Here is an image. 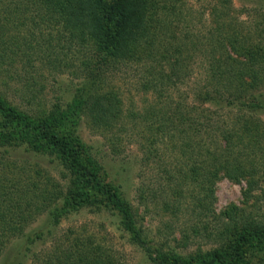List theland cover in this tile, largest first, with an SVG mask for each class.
<instances>
[{
	"label": "trees",
	"instance_id": "16d2710c",
	"mask_svg": "<svg viewBox=\"0 0 264 264\" xmlns=\"http://www.w3.org/2000/svg\"><path fill=\"white\" fill-rule=\"evenodd\" d=\"M227 3L221 0V4L211 5L209 27L196 30L189 24L192 10L183 9L178 0H0V74H9L17 63L25 70L29 67L28 72L23 71L31 79L41 75V67L57 74L71 73L79 80L71 98L77 118L84 117L88 125L105 130L118 119L122 103L112 87H104L110 71L128 63L141 66L143 90L164 99L142 118V162H162L160 151L174 150L180 161L173 165L176 176L171 190L181 195L188 186L202 188L205 196L191 200L200 216L203 202L212 197V187L221 175L245 179L246 199L257 181L256 163L264 161L262 105L254 98L264 87V28L255 33L241 31L239 21L235 23L230 9H225ZM191 55L203 68L195 98L216 107L209 114L191 115L195 111L189 104H174L167 97L180 69L187 70ZM226 106L233 112L222 120L219 111ZM0 112L23 121L28 130L37 133L43 148L36 152L55 154L67 171L63 187L38 168L25 172L24 178L21 174L17 179L0 178V255L14 238L23 237L28 245L44 240L62 215L85 206L117 210L121 226L155 264H240L245 242L264 240V220L231 206L221 213L216 232L219 242L214 247L190 257L156 251L146 245L136 227L130 204L116 189L99 185L95 167L83 163L85 145L79 136L73 129L62 133L61 126L68 122L65 113L53 110L27 115L8 103L1 92ZM201 133V144L192 140ZM107 140L116 149L117 138ZM7 144H11L9 140ZM204 154L208 161L201 166L204 161H198V155ZM186 157L192 163L183 170L180 165ZM166 171L171 172L163 167L162 172L168 175ZM48 205L47 221L26 232L36 214ZM87 241L74 239L54 264H116Z\"/></svg>",
	"mask_w": 264,
	"mask_h": 264
},
{
	"label": "rangeland",
	"instance_id": "374dc122",
	"mask_svg": "<svg viewBox=\"0 0 264 264\" xmlns=\"http://www.w3.org/2000/svg\"><path fill=\"white\" fill-rule=\"evenodd\" d=\"M228 1L225 9H230V17L235 23L239 21L241 31L250 29L249 33H255L264 28V0ZM178 3L183 9L185 7L192 10L189 22L191 28L204 30L211 23L210 6L221 4V0H178ZM262 42L264 43V37ZM193 56L187 58V70L180 69L179 79L168 89L171 97H167L174 104H189V109L195 111L191 115L201 111L209 114L216 107L208 102L201 104L195 98L203 68L199 59ZM76 57L74 55L72 58L74 64ZM33 65L38 66V63ZM21 66L23 67L17 63L9 74H0V92L6 101L27 115L53 110L65 113L64 119L68 122L61 126L62 133L67 134L68 131L71 132L69 129H73L79 136L85 145L81 154L83 163L91 168L95 167L99 185L106 189H116L130 204L136 227L141 230L146 245L150 244L163 254L190 257L198 250L205 251L217 245L219 240L216 232L221 225V213L231 206L241 208L245 214L251 212L250 215L264 220L263 160L256 163L254 176L257 181L246 199L243 195L247 188L245 179L232 180L221 175L212 187V197L208 196L203 202L205 209H202L200 216L193 210L195 205L191 200L205 196L202 188L200 190L197 185L188 186L181 195L171 190V181L176 176V172H172L173 165L180 161L174 156V150L168 147L164 152L160 151L164 154L162 162L143 164L142 118L152 106L159 107L164 99L158 100L156 95L143 90L141 66L128 63L110 71L104 87H112L119 94L122 103L118 119L112 127L105 130L88 125L84 117L80 120L77 118L78 110L71 99L73 89L79 83L75 76L71 73L49 72L40 66L41 75H33L31 79ZM28 68L26 72L29 71ZM254 98L262 105L260 117L264 120V87L254 93ZM232 112L231 108L224 107L219 111L222 114L220 119L230 118ZM202 136L204 133L197 134L192 140L201 144V140L204 141L200 139ZM109 137L117 138L119 144L116 143V149L108 145ZM8 140L10 145L7 144ZM41 148L43 140L37 133L28 130L23 121L0 112L1 180H9L12 176L17 179L19 174L24 178L25 172L38 168L45 175L50 174L63 187L67 171L60 158L53 153H37L36 150ZM198 157V161H204L199 163L201 166L207 164V155ZM156 163L160 164V169H156ZM190 163L192 161L186 157L181 161L180 168L185 170ZM163 167L171 172L166 171V175L162 172ZM48 209L49 205L36 214L35 219L26 227V232L39 228L47 221ZM239 212H236L238 217L241 214ZM77 237L88 240L87 243L92 248L98 247L116 264H155L147 257L142 246L132 241L129 232L120 224V214L111 206L101 209L85 206L67 212L44 240H37L30 245L23 237L14 238L1 253L0 264H54L72 247ZM243 248L240 264H264V240L260 243L246 241Z\"/></svg>",
	"mask_w": 264,
	"mask_h": 264
}]
</instances>
